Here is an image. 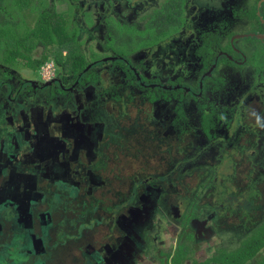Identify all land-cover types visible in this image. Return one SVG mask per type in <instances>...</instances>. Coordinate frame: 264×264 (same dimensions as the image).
Wrapping results in <instances>:
<instances>
[{
  "label": "flooded vegetation",
  "instance_id": "flooded-vegetation-1",
  "mask_svg": "<svg viewBox=\"0 0 264 264\" xmlns=\"http://www.w3.org/2000/svg\"><path fill=\"white\" fill-rule=\"evenodd\" d=\"M53 4V74L0 63V264H227L264 234V0Z\"/></svg>",
  "mask_w": 264,
  "mask_h": 264
},
{
  "label": "trees",
  "instance_id": "trees-1",
  "mask_svg": "<svg viewBox=\"0 0 264 264\" xmlns=\"http://www.w3.org/2000/svg\"><path fill=\"white\" fill-rule=\"evenodd\" d=\"M45 1L0 0V63H6L7 58V62L17 60V64L25 63L26 66L40 69L50 62L47 54L38 56L36 52L37 56L34 57L32 51L46 47L47 37L54 40L60 33V25L56 21L60 16H70L71 10L56 12V5L48 6L42 3ZM61 1L64 0H58L59 4ZM251 241L243 245L236 254L225 255L224 262L245 264L255 259L264 249V243L257 245Z\"/></svg>",
  "mask_w": 264,
  "mask_h": 264
},
{
  "label": "rangeland",
  "instance_id": "rangeland-1",
  "mask_svg": "<svg viewBox=\"0 0 264 264\" xmlns=\"http://www.w3.org/2000/svg\"><path fill=\"white\" fill-rule=\"evenodd\" d=\"M55 3H56V0H53ZM65 1V0H64ZM64 1H61L62 3L64 2ZM200 4H206V5H216L218 2L220 3L222 0H197ZM44 4H46V5H48V6H50V0H46L45 2H44ZM58 6V5H57ZM61 6V5H60ZM69 8V10H71L72 11V8H70V7H68ZM249 44H250V46H251V49L253 50L252 52H253V55H255V52H258L259 51V49L261 48V45H259L258 47H257V44H255L254 42H250L249 41ZM48 64L49 65H53L52 63H50V62H48ZM20 64H18V66H19ZM45 67V66H44ZM23 73L24 74H28V72H26V71H23ZM232 171H229V175H232ZM230 192L231 193H234L235 195H237V192L233 189V188H230ZM251 195H257V193L255 192L254 194H251ZM247 196H250V194L249 195H247ZM228 200H226V201H228L229 202V204L230 205H236L237 207H239V209H240V211L242 212V213H246L248 210H249V208H250V206H248V205H244V203H246L247 201H248V199H247V197H246V195L245 194H240L238 197H235L234 196V198H227ZM243 204V205H242ZM254 239L251 241L253 244H263V240H264V234H259V235H257V236H254L253 237ZM84 244H85V242H83ZM264 250V249H263ZM23 251L26 253L27 252V250L26 249H23ZM3 255L2 254H0V257H2ZM219 262L220 263H223L224 262V260L223 259H220L219 260ZM263 263V262H262Z\"/></svg>",
  "mask_w": 264,
  "mask_h": 264
},
{
  "label": "built area",
  "instance_id": "built-area-1",
  "mask_svg": "<svg viewBox=\"0 0 264 264\" xmlns=\"http://www.w3.org/2000/svg\"><path fill=\"white\" fill-rule=\"evenodd\" d=\"M50 63H52V62H50ZM44 66H43V69H42V73L44 74L45 77L48 78L50 75L53 74L54 65H49L48 63H46Z\"/></svg>",
  "mask_w": 264,
  "mask_h": 264
},
{
  "label": "clouds",
  "instance_id": "clouds-1",
  "mask_svg": "<svg viewBox=\"0 0 264 264\" xmlns=\"http://www.w3.org/2000/svg\"><path fill=\"white\" fill-rule=\"evenodd\" d=\"M51 62V61H50ZM48 63V62H47Z\"/></svg>",
  "mask_w": 264,
  "mask_h": 264
}]
</instances>
